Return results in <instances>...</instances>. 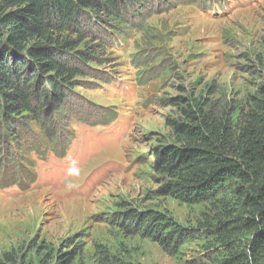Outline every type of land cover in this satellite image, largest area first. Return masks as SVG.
I'll return each mask as SVG.
<instances>
[{
  "label": "rangeland",
  "instance_id": "obj_1",
  "mask_svg": "<svg viewBox=\"0 0 264 264\" xmlns=\"http://www.w3.org/2000/svg\"><path fill=\"white\" fill-rule=\"evenodd\" d=\"M123 16L92 25L80 48L93 37L104 48L64 101L19 127L18 145L0 142L3 264H56L66 252L70 264H221L246 241L237 219L250 216L252 185L235 178L211 200L183 202L160 193L155 152L174 141L188 101L245 121L264 88V0H148ZM129 209L165 213L194 236L165 249L121 226Z\"/></svg>",
  "mask_w": 264,
  "mask_h": 264
},
{
  "label": "trees",
  "instance_id": "obj_2",
  "mask_svg": "<svg viewBox=\"0 0 264 264\" xmlns=\"http://www.w3.org/2000/svg\"><path fill=\"white\" fill-rule=\"evenodd\" d=\"M146 2L0 0V142L11 139L18 145L20 128L41 122L47 103H62L75 81L87 76L96 45H105L94 44L93 37L88 48H80L95 32L92 25L107 20L121 24L124 13ZM171 127L174 141L159 144L155 152L163 176L160 193L192 204L213 199L231 179L252 185V192L243 194L250 216L237 219L246 241L232 246L231 257L221 264H264V88L237 127L213 117L201 102L189 101ZM123 216V228L151 237L165 249L194 236V229L162 212L129 209ZM71 254L63 253L56 264H70Z\"/></svg>",
  "mask_w": 264,
  "mask_h": 264
}]
</instances>
